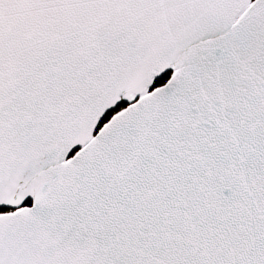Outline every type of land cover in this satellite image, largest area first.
<instances>
[{
  "label": "snow or ice",
  "instance_id": "6c2138e0",
  "mask_svg": "<svg viewBox=\"0 0 264 264\" xmlns=\"http://www.w3.org/2000/svg\"><path fill=\"white\" fill-rule=\"evenodd\" d=\"M0 264H264V0H0Z\"/></svg>",
  "mask_w": 264,
  "mask_h": 264
}]
</instances>
